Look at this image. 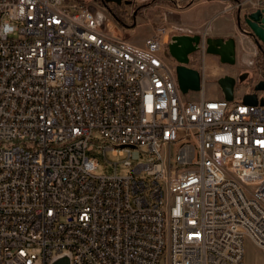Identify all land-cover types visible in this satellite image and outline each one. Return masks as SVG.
Masks as SVG:
<instances>
[{
  "label": "built area",
  "instance_id": "obj_1",
  "mask_svg": "<svg viewBox=\"0 0 264 264\" xmlns=\"http://www.w3.org/2000/svg\"><path fill=\"white\" fill-rule=\"evenodd\" d=\"M111 26L97 2L0 0V264H244L245 240L264 256V91L184 99L173 30L137 45ZM94 141L127 171L95 174Z\"/></svg>",
  "mask_w": 264,
  "mask_h": 264
},
{
  "label": "rangeland",
  "instance_id": "obj_2",
  "mask_svg": "<svg viewBox=\"0 0 264 264\" xmlns=\"http://www.w3.org/2000/svg\"><path fill=\"white\" fill-rule=\"evenodd\" d=\"M68 2H91L95 3L97 0H66ZM115 4L113 2H106L105 4L108 11L114 5L118 6L116 11L118 13L119 21L117 22L111 15L112 20V32L126 39L134 44L140 45L142 41L149 36L153 31L159 27L164 26L171 28L173 34H198L205 38V30L214 31L218 25L226 24L231 25L232 22L229 19L228 14L223 12V3L217 0H144L136 1L134 3ZM206 1V2H204ZM201 2V4H198ZM98 3V2H97ZM176 4L179 7H176ZM185 10L186 8H189ZM184 10V11H183ZM227 13H231L227 11ZM110 14V13H109ZM212 15V16H211ZM236 18L240 20L239 33L244 34L246 38L240 36H227L233 37L238 45V56L235 59L234 64L229 65L237 67V76H243L242 82H237V87L250 86L254 82V79L259 76L260 70L264 67V45L257 42L250 34L242 33L243 28L247 29L246 25L241 20L239 14H236ZM249 31V30H248ZM207 37V36H206ZM213 37V36H210ZM218 37V36H214ZM226 37V38H227ZM224 38V37H223ZM170 39V38H169ZM169 41V40H168ZM204 45L201 43V46ZM261 46V48H259ZM203 57L205 51L204 48L199 52L193 53L190 57L191 63L195 64V57L197 54H201ZM263 61V62H262ZM257 62L260 63L257 64ZM190 63V67L192 64ZM201 63V62H200ZM194 68V67H192ZM236 87V88H237ZM213 89L210 84H206L205 97L212 98ZM184 99H198L199 91H188L182 93ZM96 134L94 133V136ZM95 146L91 152L95 161L98 164V169L94 172L97 175L109 174L114 171V163H116V172L118 174H124L127 169L122 165L121 156H114L110 151H107L105 155L98 150V145L94 141ZM244 264H264L263 254L257 250L249 240L244 242Z\"/></svg>",
  "mask_w": 264,
  "mask_h": 264
},
{
  "label": "water",
  "instance_id": "obj_3",
  "mask_svg": "<svg viewBox=\"0 0 264 264\" xmlns=\"http://www.w3.org/2000/svg\"><path fill=\"white\" fill-rule=\"evenodd\" d=\"M106 2H113L121 4L122 0H105ZM128 3V1H124ZM243 23L249 30L257 42L264 45V9L255 10L242 16ZM237 26L240 29V20L237 18ZM204 44V51L206 54H211L218 57L221 64L232 65L235 62V39L233 37H203L201 35H175L171 37V41L167 45L169 55L177 63L175 66V74L178 88L181 93L188 91H199L202 86L201 73L189 66V55L196 51L200 43ZM243 76L234 77L231 75H223L216 81L222 97L226 101L234 99L237 82H242ZM258 91H264V80H258L252 84L250 92H245L241 96V101L245 104L256 105ZM261 105L264 104L263 99L259 100ZM48 264H71V256L68 251L54 256Z\"/></svg>",
  "mask_w": 264,
  "mask_h": 264
},
{
  "label": "crops",
  "instance_id": "obj_4",
  "mask_svg": "<svg viewBox=\"0 0 264 264\" xmlns=\"http://www.w3.org/2000/svg\"><path fill=\"white\" fill-rule=\"evenodd\" d=\"M219 1V0H217ZM206 2V1H204ZM201 4V2H199L196 5ZM193 6H190L189 8H186L185 10L190 9ZM184 11V10H183ZM228 14L229 19L231 20L232 24L231 25H226V24H221L218 25L216 27V29L214 31H208L205 30L204 36H220V37H224L226 38L227 36H240L241 38H246V36L244 34L239 33L238 31V26H237V18H236V14L237 11H232L231 13H227ZM212 16V15H211ZM175 35H188V36H193V35H197V34H173L170 36V39L168 41V43L171 41V37L175 36ZM167 43V45H168ZM201 45V43L199 44ZM238 45L235 41V59L238 56ZM192 55V54H191ZM189 55V59L191 58ZM192 64V67L196 68L202 76V88L204 91V95H205V88H206V84H210L212 86L213 89V93H212V98H223L222 97V92L220 91L216 81L219 77L223 76V75H231L236 77L237 76V67H233V66H229L228 64H221L218 60V57L211 55V54H206L204 53L203 55V61L200 63L201 67H198V64ZM259 77L254 79V82L256 80H258ZM253 84V83H252ZM252 84L250 86H241L240 88H236V92L234 93V97L235 98H241L242 94H244L245 92H250Z\"/></svg>",
  "mask_w": 264,
  "mask_h": 264
},
{
  "label": "bare ground",
  "instance_id": "obj_5",
  "mask_svg": "<svg viewBox=\"0 0 264 264\" xmlns=\"http://www.w3.org/2000/svg\"><path fill=\"white\" fill-rule=\"evenodd\" d=\"M226 12V11H225ZM230 12H232V10L230 11ZM241 32H242V30H241ZM185 34H188V33H185ZM247 34H249V33H247ZM157 36H164V27H157ZM202 43V42H201ZM203 44V43H202ZM199 47H200V45H199ZM202 48H204V45H202L201 46V49ZM168 51V50H167ZM193 53H195V51L194 52H192L191 54H193ZM169 54V53H168ZM190 54V55H191ZM170 56V55H169ZM171 57V56H170ZM175 66H176V64H170V72H175ZM189 66H190V59H189ZM262 80V79H261ZM201 83H202V81H201ZM202 88H200V90H201ZM200 90H199V92H200ZM199 95H200V93H199ZM235 98V97H234ZM57 255H60V254H56V256ZM54 257V256H53ZM52 257V258H53ZM51 258V259H52Z\"/></svg>",
  "mask_w": 264,
  "mask_h": 264
},
{
  "label": "trees",
  "instance_id": "obj_6",
  "mask_svg": "<svg viewBox=\"0 0 264 264\" xmlns=\"http://www.w3.org/2000/svg\"><path fill=\"white\" fill-rule=\"evenodd\" d=\"M97 2L98 3H100V4H105V0H97ZM118 6H116V5H114L113 7H111L110 9H109V13H110V15L118 22L119 21V15H118V13L117 12H115L116 11V8H117ZM259 48H261V46H259ZM263 62V61H262ZM257 64H259L260 65V63L259 62H257Z\"/></svg>",
  "mask_w": 264,
  "mask_h": 264
}]
</instances>
